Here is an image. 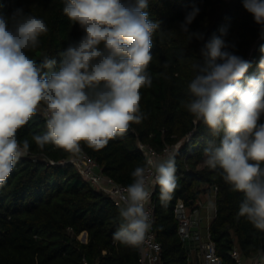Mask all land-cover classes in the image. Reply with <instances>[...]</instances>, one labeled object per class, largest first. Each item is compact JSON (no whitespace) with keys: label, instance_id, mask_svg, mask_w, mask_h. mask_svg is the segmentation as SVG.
<instances>
[{"label":"trees","instance_id":"1","mask_svg":"<svg viewBox=\"0 0 264 264\" xmlns=\"http://www.w3.org/2000/svg\"><path fill=\"white\" fill-rule=\"evenodd\" d=\"M64 4L65 0H0V15L10 17L16 9H23L45 21L49 32L28 55L38 62L48 55L56 61L54 71L59 70L69 44L84 35L64 14ZM194 6L199 13L188 26L189 32L203 34V40H189L180 30ZM147 11L148 19L159 22L160 27L150 49L152 86L140 90V108L146 118L139 124L130 123L123 137L109 140L102 149L81 145L103 174L123 185L131 184V173L145 165L140 144L157 151L165 145H178L174 155L177 188L171 200L161 202L159 186L152 196L162 264H186L173 208L178 199L186 206L195 205L206 191L214 194L215 207L208 225L209 239L222 264H234L230 256L234 246L246 257L264 254V231L238 217L243 193L232 191L221 170L210 169L203 162L204 149L214 138L202 120L181 106V101L190 99L188 85L196 75L192 65L202 62L201 49L213 35L234 44L230 50L250 62L246 76L258 74L264 55L260 51L264 46L261 27L244 9L243 0H148ZM46 130V118L38 110L18 130L17 139H28V151L38 159L20 157L0 186V264H136L137 245L124 244L114 236L121 223V207L66 162L71 152L51 144L38 148L32 135ZM215 139L218 143L219 138ZM82 232L85 241L78 239Z\"/></svg>","mask_w":264,"mask_h":264},{"label":"clouds","instance_id":"2","mask_svg":"<svg viewBox=\"0 0 264 264\" xmlns=\"http://www.w3.org/2000/svg\"><path fill=\"white\" fill-rule=\"evenodd\" d=\"M243 7L264 36V0H243ZM147 9L148 0H65L64 14L84 35L69 44L56 71V61L48 55L39 62L28 55L49 32L45 21L23 9L10 17L0 15V186L28 153L29 140L19 141L17 133L41 104L47 130L32 135L41 150L51 144L78 153L81 142L99 150L123 137L130 123L146 118L140 90L152 86L150 49L160 27L148 19ZM198 13L194 6L180 25L189 40L204 39L189 32ZM233 48L216 35L204 44L202 62L192 65L196 75L188 85L190 99L181 106L202 120L214 138L204 149V164L220 169L231 190L243 193L238 217L264 231V55L258 74L246 76L250 62ZM260 51L264 53V46ZM131 176L114 236L137 245L152 227L150 182L159 186L162 203L177 188L174 155L146 158Z\"/></svg>","mask_w":264,"mask_h":264},{"label":"built area","instance_id":"3","mask_svg":"<svg viewBox=\"0 0 264 264\" xmlns=\"http://www.w3.org/2000/svg\"><path fill=\"white\" fill-rule=\"evenodd\" d=\"M40 108L41 113L44 115L43 107L41 105ZM139 147L142 150L145 160L149 157L165 158L167 155H175L178 149L177 144L173 146L165 145L160 151L142 144H140ZM80 148L81 151L78 153L71 152L66 159V162L73 165L75 170L93 188L105 193L117 206L121 208L124 207V202L121 200V196L125 194L123 190L128 185L117 183L109 176L103 174L96 161L85 152L81 144ZM22 157H30L34 161L38 159L37 156L32 155L29 151ZM157 186L158 185L150 182L151 196L147 209L151 215L152 227L146 234L145 239L137 244L138 260L136 264H162V247L154 232L155 215L152 196ZM202 207L203 203L186 206L181 199H178L173 208V214L177 221V234L186 252V264H222L221 258L216 253L214 243L209 239V224L206 227V237L203 238L201 234L200 223L203 220L201 213ZM206 208L208 209L207 206ZM210 217V215L206 216L207 219H210ZM230 256L233 259L234 264H264V254L262 252L255 253L251 257H246L236 246H234L230 250Z\"/></svg>","mask_w":264,"mask_h":264},{"label":"rangeland","instance_id":"4","mask_svg":"<svg viewBox=\"0 0 264 264\" xmlns=\"http://www.w3.org/2000/svg\"><path fill=\"white\" fill-rule=\"evenodd\" d=\"M39 112H41V108L38 107L37 109ZM213 193L211 191H206L204 193H202L199 197V201L200 203H203V210H201V213L202 215L204 216V214H206V205L210 206V215L212 216L213 212H214V198L212 197ZM206 217L204 216L203 217V220L202 222L200 223V231H201V234L203 236V238L206 237V233H207V230H206V227H207V223H206ZM78 239L79 240H84L83 239V233H81L79 236H78Z\"/></svg>","mask_w":264,"mask_h":264},{"label":"crops","instance_id":"5","mask_svg":"<svg viewBox=\"0 0 264 264\" xmlns=\"http://www.w3.org/2000/svg\"><path fill=\"white\" fill-rule=\"evenodd\" d=\"M212 197L214 198V194L212 195ZM196 203H200L199 198L197 199ZM206 206L208 207V209L206 208V210H205V211H206V214H204L205 217H206L207 215H210V213H211V212H210V207H209L208 205H206ZM202 210H203V208H202ZM213 215H214V212H213L212 216L210 215V216H211L210 219H207V218H206V221H207L206 223H207V225L209 224V222H210L211 219L213 218ZM202 216H203V215H202ZM204 216H203V217H204ZM85 240H86V239H85Z\"/></svg>","mask_w":264,"mask_h":264},{"label":"water","instance_id":"6","mask_svg":"<svg viewBox=\"0 0 264 264\" xmlns=\"http://www.w3.org/2000/svg\"><path fill=\"white\" fill-rule=\"evenodd\" d=\"M193 229H196V228H193ZM82 233H83V239H86V233L85 232H82Z\"/></svg>","mask_w":264,"mask_h":264}]
</instances>
